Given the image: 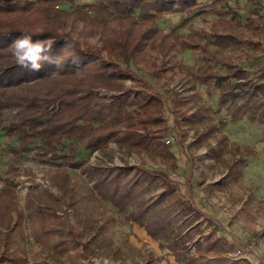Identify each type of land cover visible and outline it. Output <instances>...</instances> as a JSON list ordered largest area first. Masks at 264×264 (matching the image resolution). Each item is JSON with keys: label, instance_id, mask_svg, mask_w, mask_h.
<instances>
[{"label": "trees", "instance_id": "16d2710c", "mask_svg": "<svg viewBox=\"0 0 264 264\" xmlns=\"http://www.w3.org/2000/svg\"><path fill=\"white\" fill-rule=\"evenodd\" d=\"M78 1L0 0V131L6 134L8 144L18 142L12 147L17 153L24 156L36 150L40 157L49 156L55 162L60 160L75 166L81 152L98 151L101 156L109 155L113 163L115 152L110 144H115L120 151L128 153L159 150L175 166V156L166 137L174 132L180 139L186 126L195 131L196 140L205 144L210 154L219 156L218 147L208 138L219 132L222 142L226 136L221 128L227 125L226 120L215 123L203 113L204 107L195 95L187 98L169 87V82L178 78L208 89L217 87L218 103L228 110L234 122L246 117L264 124V83L261 82L264 69L257 77H251L242 62H236L246 55L238 54L244 52L246 45L239 46L238 35L222 31L204 42L192 30L180 33L179 28L186 26L187 20L170 32L158 25L155 12L190 13L198 0H93L85 6L86 10L78 12H84L91 20L101 18L104 24L107 17L121 24L117 37L108 27L94 28V31L104 30L105 38L102 46L89 45L88 49L81 48L66 34L53 32L46 21L41 29L34 31L13 23L18 13L27 15L42 8L55 11L60 5L71 9ZM222 1L213 2L215 13H221L218 4ZM222 22L228 21L222 19ZM252 31L256 37L257 30ZM22 32L42 33L34 35V39H54L46 54L62 55L64 67L57 69L43 62L39 71H32L18 66L9 46ZM67 47L73 52L69 51L70 59L64 57ZM226 48L230 51L226 52ZM186 50L200 52L203 62L197 69H184L179 62L178 54ZM137 63L140 65L133 69L132 64ZM55 71L57 75H51ZM128 82L132 83L131 87ZM194 100L196 103L184 108ZM166 113L173 118L172 126L168 125ZM245 161L239 152L238 158L228 163L229 174L238 176ZM112 163H79L87 165L103 199L113 203L119 212H129L127 218L145 227L153 239L171 249L179 262L228 263L223 256L210 257L228 242L223 233L215 236L223 226L212 224L213 219L181 192L179 183L167 171L150 168L145 163L123 166ZM197 166L189 158V186ZM207 222L212 225L206 231Z\"/></svg>", "mask_w": 264, "mask_h": 264}, {"label": "rangeland", "instance_id": "374dc122", "mask_svg": "<svg viewBox=\"0 0 264 264\" xmlns=\"http://www.w3.org/2000/svg\"><path fill=\"white\" fill-rule=\"evenodd\" d=\"M214 1L198 0L197 7L190 13L155 12V17L166 32L187 20L186 26L179 28L180 33L192 30L204 38V42L222 31L238 35L239 46L243 48L246 44L250 48L244 45V52L238 54L246 55L236 62H242L251 77H257L264 69V0H223L218 4L221 13L213 11ZM93 2L79 0L71 9L60 5L61 10L56 7L55 11L42 8L27 15L18 13L13 23L34 31L41 29L46 21L50 30L70 36L81 48L100 47L105 31H94V28L108 27L117 37L121 22L107 17L104 24L101 18L91 20L84 12H78L86 10L85 6ZM69 11H73L72 14ZM252 30H257L256 37ZM69 51L73 54L67 47L65 59L71 58ZM225 51L229 52L230 48ZM178 59L184 69H197L203 62L200 52L194 50L180 52ZM138 65L132 64V68ZM168 75L171 76L170 71ZM164 81L165 78L161 84ZM261 82L264 83V79ZM131 86L128 82V87ZM169 87L187 98L195 95L204 107L203 113L215 123L226 120L227 125L221 128L225 139L219 142V132L208 138L218 147L219 156L210 154L205 144L196 140L195 131L185 126L181 142L174 132L166 137L171 151H175V166L159 150L128 153L120 151L115 144H110L115 152L113 163L109 155L101 156L98 151L81 152L73 166L69 162L50 160L49 156L40 157L36 150L22 156L12 149L18 142L8 144L6 134L0 131V264H185L176 259L171 249L163 247L160 240L153 239L145 227L130 221L129 212L121 213L113 203L103 199L87 165L79 163L90 161L105 165L108 162L120 166L145 163L150 168L167 171L172 180L185 184L189 167L187 155L201 167L192 177L195 199L203 210L223 219V237L228 241L210 257L223 256L227 264H264V124L246 117L234 122L228 110L219 105V89L214 85L208 89L178 78L172 79ZM185 88L190 91L186 93ZM194 102L196 100L184 108ZM168 117V125H172L173 119ZM239 152L246 161L238 176L229 175L228 163L236 160ZM206 184H212L209 193L203 192ZM211 223L204 224L205 230L218 224ZM73 239L82 245H77Z\"/></svg>", "mask_w": 264, "mask_h": 264}, {"label": "clouds", "instance_id": "9594fccd", "mask_svg": "<svg viewBox=\"0 0 264 264\" xmlns=\"http://www.w3.org/2000/svg\"><path fill=\"white\" fill-rule=\"evenodd\" d=\"M34 35H42V33L22 32L9 46L16 64L22 68H30L32 71H39L43 62L55 65L57 69L63 68L62 55L53 57L46 54L51 50L55 40L34 39ZM51 75H57V72Z\"/></svg>", "mask_w": 264, "mask_h": 264}, {"label": "crops", "instance_id": "0c3cea01", "mask_svg": "<svg viewBox=\"0 0 264 264\" xmlns=\"http://www.w3.org/2000/svg\"><path fill=\"white\" fill-rule=\"evenodd\" d=\"M169 116V115H168ZM167 116V118L169 119V117ZM173 119V118H172ZM172 125H173V123H172ZM172 125H169V126H172ZM177 139H178V141H180L181 142V139H182V137L179 139L178 137H177ZM214 145V144H213ZM215 146V145H214ZM174 148V147H173ZM206 148L208 149V147L206 146ZM210 152V151H209ZM173 154H174V156H175V151L173 152ZM186 156V155H185ZM187 157H189V158H191L189 155H187ZM175 159H176V156H175ZM199 165V164H198ZM200 165L199 166H197L196 168H195V170H194V173H193V175L195 174V172L196 171H198V170H200ZM227 168H228V166H227ZM188 176H187V179L189 178V167H188ZM228 173H229V168H228ZM193 175H192V177H193ZM229 175H231V174H229ZM192 177H191V182H192ZM176 182H178V181H176ZM179 183V188H180V190H181V192L188 198V199H190L191 201H193L196 205H197V207L202 211V212H204L205 214H207L208 216H210L212 219H213V221H216L218 224H217V226H219V225H222L223 226V229L222 230H220V231H218L217 233H224V224L222 223L223 222V219L221 218V217H219V216H213L211 213H209L208 211H207V209L206 210H203L199 205H198V202H197V200L195 199V191H194V185H193V183H192V185L191 186H189L188 185V183H187V180H186V183L185 184H182L181 182H178ZM188 189V190H187ZM212 189V184H206L204 187H203V192L204 193H209L210 192V190ZM235 215H238V213H236ZM215 219V220H214ZM233 223L236 225V218H234L233 219ZM226 233V232H225Z\"/></svg>", "mask_w": 264, "mask_h": 264}]
</instances>
